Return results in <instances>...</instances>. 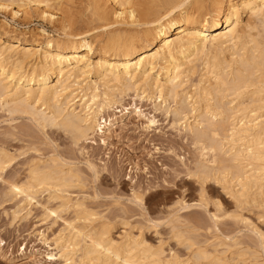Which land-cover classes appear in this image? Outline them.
<instances>
[{"label": "bare ground", "instance_id": "bare-ground-1", "mask_svg": "<svg viewBox=\"0 0 264 264\" xmlns=\"http://www.w3.org/2000/svg\"><path fill=\"white\" fill-rule=\"evenodd\" d=\"M21 11L12 12L16 16ZM42 14L55 19L54 13ZM91 14L95 18L82 28L87 30L76 35L67 33L70 25L60 24L62 39L40 29V38L34 35L27 42L0 28L1 109L11 116L28 115L37 127H59L78 144L90 134L107 132L105 113L114 107L112 96L120 92L153 94L156 111L163 110L161 103L176 104L181 99V110L173 111L177 117L173 125L184 120L181 125L191 134L202 128L193 136V144L201 169H210L203 175L215 171L224 175L221 182L226 184L230 176L229 182L238 188L232 190L237 202L247 205L261 199L263 205L264 0H95ZM100 29L106 37L97 40ZM215 31L220 32L211 34ZM200 67L204 74L194 82ZM94 75L100 80L90 81ZM189 85L196 86L197 93L186 91ZM220 94L235 96L238 103L230 109L225 103V108ZM182 114L185 118L178 119ZM226 123L231 129L224 127ZM11 158L0 150V173ZM78 175L64 160L52 158L48 165L33 164L27 183L8 184L7 194L25 203L14 212L15 218L44 192L58 202L57 209H47L50 214L74 212L70 233L59 246L62 264H189L174 257L167 260L164 251L130 234L116 240L104 223L94 226L92 218L97 214L64 195ZM261 238L264 251V235ZM219 246L213 253L197 250L194 264L209 257L216 264H235L221 258L226 251L220 253ZM254 264L264 263L255 260Z\"/></svg>", "mask_w": 264, "mask_h": 264}, {"label": "rangeland", "instance_id": "rangeland-1", "mask_svg": "<svg viewBox=\"0 0 264 264\" xmlns=\"http://www.w3.org/2000/svg\"><path fill=\"white\" fill-rule=\"evenodd\" d=\"M9 1L13 5L7 7ZM27 3L30 2L0 0V28L9 36L27 42L34 35L40 38V29L62 39L64 31L60 24L64 22L70 25L68 34H79L95 18L91 14L95 0H48L45 3L48 7ZM12 9L22 11L15 16ZM43 11L54 13L55 19L44 17ZM101 30L95 34L96 39L106 37ZM201 70L203 67L199 68L194 82L204 74ZM99 80L98 76L90 77L92 82ZM191 86L186 91L197 93L196 86ZM137 91L112 96L116 102L113 101L114 107L104 117L108 133L90 134L87 141L78 144L59 127H37L30 116H11L0 107V150L12 157L0 173V264H62L59 246L70 233L74 212L58 210L50 214L47 209H57L58 202L44 192L38 194L22 216L15 218L14 212L25 203L20 204V198L7 194L10 182L27 183L30 167L35 163L48 165L52 158L64 160L73 174L79 173L64 189V195L74 202H83L96 213L93 225H108L116 240L130 234L153 249L164 251L167 260L178 258L189 264L196 262L197 250L213 253L217 245L220 253L226 251L221 258L228 262L264 263L261 238L264 203L261 204V199L247 205L239 203L232 195V190L238 188H233L235 183L229 182L230 176L226 184L221 182L224 175L215 171L213 175H203L210 169H201L200 155L193 144V136L202 128H196L198 131L191 134L181 125L184 120L173 125L177 118L173 111L181 110V99L176 104L171 100V105L161 103L163 110L156 111L153 94ZM220 96L217 99L221 98L222 105L226 103L229 109L238 103L235 96ZM189 115L191 123L193 118ZM181 116L178 119L185 118L186 114ZM224 127L231 129V124L226 123ZM221 139H224L222 135ZM202 263L216 264V260L209 257Z\"/></svg>", "mask_w": 264, "mask_h": 264}]
</instances>
